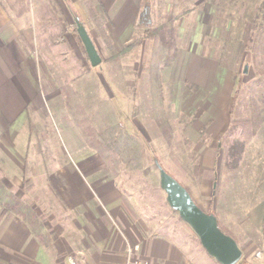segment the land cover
I'll return each mask as SVG.
<instances>
[{
    "label": "rangeland",
    "instance_id": "obj_1",
    "mask_svg": "<svg viewBox=\"0 0 264 264\" xmlns=\"http://www.w3.org/2000/svg\"><path fill=\"white\" fill-rule=\"evenodd\" d=\"M91 2H87L86 15L78 20L86 23L103 61L97 67L91 65L77 32L78 20L71 26L73 34L69 46L72 49H69L65 59L61 53L64 47L68 49L65 40L54 43L55 47L49 45L55 53L48 51L46 54L51 59H39L37 67L41 75L49 73L50 81L60 87V96L52 113L47 109V115L41 116L40 113L32 116L34 123L30 127L38 135L35 142H38L41 150L44 152L46 148H52L54 157L40 154L32 160L29 156L27 163L46 165L52 162L54 167L65 162L73 164L76 157L73 154L74 145L65 146L70 140L66 131L61 130L68 123L80 133L82 145L103 158L112 176L134 196L135 202L144 203L143 208L150 215L149 223L158 220L164 222L167 231L170 229L176 238L183 241L187 251L191 249L188 251L191 264L220 263L205 253L197 233L167 202L156 162L168 170L178 171L183 184L205 211L229 217L225 219L227 222L237 221L241 225L246 238L239 245L245 251L236 264H264V245L259 239L256 247V241L251 239L252 228H249L248 222L241 223L246 218V211L253 208L257 200L264 199V0L139 1L138 19L139 14L146 11L145 21L176 17L184 7L192 8L176 21L180 48L170 76L162 83L164 115L162 109L154 108L157 102L152 96L155 83L148 64L152 44L136 45L130 55L112 58L113 52L120 53L126 43L141 35L142 30L137 27L140 22L137 19L127 35L112 41L113 37L103 22L104 15L94 12ZM147 5L150 7L147 8ZM39 8L42 15L52 17L43 21L45 27L57 24L50 5L46 10ZM60 38L58 35L57 39ZM202 61L207 65H203ZM212 65L219 69L220 74L213 89L208 91L210 85L205 81L210 76L197 75V72L201 68L211 73ZM246 66L247 72H244ZM224 73L229 75L226 77L231 83V91L229 98H224L222 106L218 102V94L225 89ZM195 76L202 80L199 84L194 80ZM225 106L227 111L222 110ZM217 109L229 115L230 122L223 135L213 138L207 126L213 118H220L221 113H215ZM27 110L30 115V109ZM162 115L170 125L169 133H165L164 128L156 123V118ZM247 119L258 122L259 128L247 147L239 171L228 176V183L223 188L225 196L221 197L220 170L227 143L247 135L242 128L233 126L237 121ZM89 125L91 127L87 128ZM50 126L60 134L65 132L63 139L56 132L50 134L49 140L44 134H39L40 128H45L44 131L48 133ZM102 137L109 146L106 148L120 159L119 165L111 160L109 162L102 153L104 149L96 144V138L101 140ZM114 168H118V171H112ZM27 172L23 173V182L17 187L23 195H35L36 199L32 198L35 204L33 210L41 218L46 232L51 236L45 226L51 215L58 223H65L69 227V221H64L57 197L49 188L40 186L48 173L34 176L32 171ZM70 232L67 238L74 241V249L80 248L79 232L72 228ZM250 239L253 242L248 247ZM250 248L254 250L249 252ZM68 255H76L80 260L76 252L70 251ZM66 260L67 256L65 263Z\"/></svg>",
    "mask_w": 264,
    "mask_h": 264
},
{
    "label": "crops",
    "instance_id": "obj_2",
    "mask_svg": "<svg viewBox=\"0 0 264 264\" xmlns=\"http://www.w3.org/2000/svg\"><path fill=\"white\" fill-rule=\"evenodd\" d=\"M30 1L29 13L15 17L0 0V181L34 209L32 198L35 195H23L17 186L22 184L23 173L27 171L35 173L34 176L47 172L40 186L49 188L57 197L64 221H69V227L65 223H58L54 215L49 216L45 226L52 236L54 249H48L40 243L32 227L10 211L0 198V264H64L70 251L78 254L81 264H127V247L134 244L140 246L135 253L139 259L191 264V254L188 252L191 249L187 251V245L176 238L170 229L168 232L164 222L158 220L149 223L150 215L144 210V203L135 202L134 196L112 176L103 158L86 145L84 147L80 133L68 123L60 129L66 131L70 140L65 146L74 145L73 154L76 157L73 164L65 162L54 167L52 162L46 165L27 163L29 156L33 160L40 154L48 157L54 155L50 147L44 152L41 150L38 142H35L38 135L31 131L30 126L34 123L33 115L41 113L42 116L47 109L52 113L61 91L50 81L49 73L44 76L40 74L38 60L51 59L46 53L50 50L55 53V50L49 45L55 47L54 43H61L62 40L66 41L68 49L64 47L61 53L63 59L67 57L69 49H72L69 46L73 34L71 26L80 20V16H84L87 2L92 1V10L104 15L106 30L113 37L112 41H118L119 36L127 35L136 24L140 0ZM41 1L50 5L57 23L54 26L48 28L43 25V21L52 17L40 13L42 9L37 6ZM83 24L86 27V23ZM58 35L62 37L60 40L57 39ZM202 64L207 65L205 61ZM199 70L197 75L210 76L205 81L210 85H207L210 91L216 84L219 69L212 65L211 73L205 69ZM226 76H229L228 73H224L225 89L218 94V102L222 106L224 98L228 99L231 91V83ZM194 80L197 84L202 81L196 76ZM27 109H30V115ZM222 110L227 111L226 106ZM215 113L220 114V109ZM221 114L220 118L210 120L207 126L213 138L223 135L228 128L229 115ZM44 129L40 128L39 134H44L47 140L51 139L50 134L56 132L52 126L48 133ZM56 133L63 139L65 132ZM242 221L243 224L248 222L249 228H252L251 239L256 241V247L259 239L263 246L264 199L257 200L255 206L246 211V218ZM71 228L79 232L81 245L78 249H74L72 238H67L72 233ZM251 239L248 247L253 242ZM242 250L244 252L245 248L242 247ZM253 250L250 248L249 252ZM205 253L208 254L206 250Z\"/></svg>",
    "mask_w": 264,
    "mask_h": 264
},
{
    "label": "trees",
    "instance_id": "obj_3",
    "mask_svg": "<svg viewBox=\"0 0 264 264\" xmlns=\"http://www.w3.org/2000/svg\"><path fill=\"white\" fill-rule=\"evenodd\" d=\"M3 2L15 17H19V15L29 13L30 0H3ZM38 7H42L44 10H46L48 8V5L46 3H40ZM146 7L149 8L150 5H147ZM191 10L192 8L189 9L184 7V9H182V11L180 12V15L171 18L165 17L164 19L158 21H153L152 19H147L146 21L143 20L144 18H147V16H145L146 11H143L141 14H139L138 21L140 23L137 25V27L142 30L141 35L138 38H134L131 42L126 43L120 53H116V51L112 53V58L119 59L121 57L128 56L132 53V51H135L134 47L136 45L139 46L147 42H150L152 44V52L150 55V59L148 60V64L151 71L152 81H154L155 83L153 84L154 90L152 92V96L154 99H157V102L155 101L156 104H154V108L156 110L164 108L162 83L164 79L167 80L170 76V72L173 68L174 61L176 60L180 48L177 39L178 35L176 21L180 17L187 15ZM155 85H157L156 88ZM163 115L160 118H156V120H158L156 121V123L159 127L164 128L165 133H169L171 130L169 127L170 125ZM233 126L242 128L247 135L243 139H233L231 141H228L227 143L220 170L221 183L219 184V186L222 188V190L220 191L221 197L225 196V190L223 188L228 183V176L230 174H233L234 172L239 171L241 162L243 161L244 155L247 152V147L253 137L257 134V129L259 128L258 122L254 121L253 119L237 121ZM88 127L91 126L89 125L87 126V128ZM89 131H91V128H89ZM88 134H85L86 137L89 136ZM87 140L91 141L90 138H87ZM96 144H99V146L104 149L102 150V153L104 154L105 158L109 160V162L111 160L113 164H120V159H118L116 155L114 156V152L106 148L109 146L105 144L104 137H102L101 140L96 138ZM163 168L183 184V179H181L182 176L177 173L178 171L168 170L164 166ZM112 171L117 172L118 168H116V170L114 168ZM3 194L5 196H0V198L4 200V205L10 211L20 216L32 227L34 232H36L37 238L44 247L48 249H54L52 237L46 232L41 218L36 215L35 211L30 207V204L16 197L15 194L0 181V195ZM210 213L215 212L211 211ZM215 215L217 216L220 228L226 234L231 235L238 242V244H240V242L244 238H246L241 230V225L237 221L230 223L225 220L229 217H222L217 213H215Z\"/></svg>",
    "mask_w": 264,
    "mask_h": 264
},
{
    "label": "water",
    "instance_id": "obj_4",
    "mask_svg": "<svg viewBox=\"0 0 264 264\" xmlns=\"http://www.w3.org/2000/svg\"><path fill=\"white\" fill-rule=\"evenodd\" d=\"M77 32L85 46L89 61L93 67L102 63V57L84 24L77 21ZM247 72V66L244 69ZM157 163L161 188L167 194V202L187 222L200 238V242L209 255L220 264H236L243 256L238 242L226 234L219 226L217 216L201 208L185 185L168 173Z\"/></svg>",
    "mask_w": 264,
    "mask_h": 264
},
{
    "label": "built area",
    "instance_id": "obj_5",
    "mask_svg": "<svg viewBox=\"0 0 264 264\" xmlns=\"http://www.w3.org/2000/svg\"><path fill=\"white\" fill-rule=\"evenodd\" d=\"M139 249H140V246L138 244H134L128 247L127 264H169L165 262H150L147 260L139 259L138 257L135 256V253L139 251ZM65 264H80V260L76 255H67V260Z\"/></svg>",
    "mask_w": 264,
    "mask_h": 264
}]
</instances>
